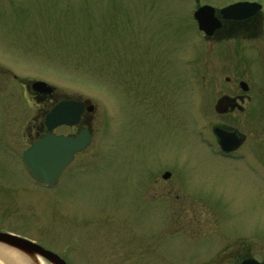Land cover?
Returning <instances> with one entry per match:
<instances>
[{"label":"rangeland","instance_id":"rangeland-1","mask_svg":"<svg viewBox=\"0 0 264 264\" xmlns=\"http://www.w3.org/2000/svg\"><path fill=\"white\" fill-rule=\"evenodd\" d=\"M27 1L30 13L12 14L26 18L0 19V66L9 70L0 68V233L66 264L264 262V0ZM237 2L261 5L260 29L245 39L241 30L199 33L198 8ZM35 81L56 101L98 107L92 147L52 190L20 161L24 133L49 109L25 93ZM238 82L249 88L245 112L261 108L260 124L215 113L221 97L242 96ZM149 115L164 146L146 158ZM218 126L246 135L237 155L255 147L262 165L249 171L213 156Z\"/></svg>","mask_w":264,"mask_h":264},{"label":"water","instance_id":"water-1","mask_svg":"<svg viewBox=\"0 0 264 264\" xmlns=\"http://www.w3.org/2000/svg\"><path fill=\"white\" fill-rule=\"evenodd\" d=\"M261 11V6L256 3L240 2L227 6L217 13L208 6L198 8L193 14L198 30L207 38L221 29L222 21L242 22L248 20ZM219 17H217L216 16ZM242 92L247 91V85L240 83ZM32 90L43 94H51L53 89L43 82H36ZM83 105L74 102H61L56 105L46 116L45 125L48 131L60 126H74L79 121ZM92 107L88 108L91 111ZM213 134L218 145L224 152L235 151L240 146V139L235 132H226L214 129ZM90 143L86 131L76 138L45 135V137L33 144L22 155V163L29 177L38 185L46 189H52L57 184L67 166L73 160L75 153L82 152ZM167 177V176H166ZM0 245L14 248L26 254L36 255L50 264H66L59 256L49 252L25 239L11 234L0 233ZM25 254V255H26ZM241 264H259L253 260L243 261Z\"/></svg>","mask_w":264,"mask_h":264},{"label":"flooded vegetation","instance_id":"flooded-vegetation-1","mask_svg":"<svg viewBox=\"0 0 264 264\" xmlns=\"http://www.w3.org/2000/svg\"><path fill=\"white\" fill-rule=\"evenodd\" d=\"M32 2H28L27 0H21V2H18L16 5L15 3L12 1L10 2H7L6 0H0V19L4 22H9L10 24V21H13L14 18L18 19V18H26L25 16H18V17H14L15 14H19V12L21 14H24L25 13V10H26V13L28 14V12L30 13V10L28 11V9H30L31 7L28 5H31ZM13 4V5H12ZM13 7V8H12ZM36 8V7H35ZM14 9V10H12ZM24 12V13H23ZM218 11H216L217 13ZM12 14H14L12 16ZM217 16V14H216ZM258 16H259V13L257 15H255L254 17L248 19V20H245V21H242V22H233V21H220L221 22V29L218 30L217 32L214 33V35L210 38H206L207 40H214L216 38H218V36H220L221 34L225 33V34H230V33H234L235 30H241L242 31V38L245 39L246 38V33L247 32H255L257 31L258 29H260V23L257 22L258 20ZM218 17V16H217ZM219 18V17H218ZM23 20V19H22ZM22 20H20L22 22ZM25 21V20H24ZM26 24V23H25ZM24 25V24H23ZM203 37L204 35L201 34ZM205 38V37H204ZM0 68L2 69V71H4L3 73L6 74V72H8L9 70H5L3 67L0 66ZM0 69V71H1ZM12 79H16L15 76H12ZM227 83H229V79H226L225 80ZM38 81H35V82H32L30 85H27L25 87V93L28 94V97L33 100L36 104H39V105H44V104H49V109L48 110H45L44 113H42L41 117L39 118V121L37 123V125L35 126L34 129H31L32 132H26L24 133V138H25V144H26V148L22 151L21 155H20V161L22 163V155L23 153L28 150L33 144L37 143L38 141L42 140L45 135H51V136H62V137H65V138H76L78 137L82 132L86 131V133L88 134L89 136V140H90V143L89 145L82 151V152H79V153H75L74 156H73V160L71 161V163L67 166V168L63 171L59 181L61 180V178L65 175V172L75 163V161L77 160L78 157L84 155L88 149L90 147H92V143L94 141V128H95V125H96V122H97V114H98V107L95 106L94 104H91V102H89L88 100L86 99H83L82 97H65L61 100H54V94H55V89H53V92L51 94H43V93H39V92H35L32 90V85L34 83H36ZM241 82H238V88H239V84ZM242 83H245V82H242ZM246 84V83H245ZM247 85V84H246ZM240 89V88H239ZM248 86H247V91L246 92H241L243 93L242 96H234V97H227V96H223L221 97L215 104V107H214V111L217 115H220V116H227V115H231L235 112L239 113L241 116H249V117H252V119L254 121H257L256 123H258L259 121V124H260V114H261V108L259 107L258 109V112H254V113H247L245 112V103H249L250 102V98L247 97V93H248ZM61 102H65V103H69V102H74V103H78V104H82L83 105V109H82V112L79 116V121L77 122L76 125L74 126H60V127H57L56 129L52 130V131H48L46 125H45V119H46V116L52 111V109L58 105L59 103ZM92 107V110L91 111H88V108ZM147 120H148V134L153 132V136L150 138L149 142H147V145H146V150H145V156H147L146 158H148V155H149V148L152 147V148H156L157 146H161L163 145L161 142L163 141V133L161 131V128L159 125V123L155 122L151 115L147 116ZM151 120V121H150ZM221 129L223 131H226V132H235L233 128H229V127H226V126H218V127H215L214 129ZM256 128H257V125H256ZM213 129V130H214ZM213 130H212V134H213ZM62 131V132H60ZM238 136V138L240 139V147L238 149H236L235 151H232V152H224L223 150H221V148H219L218 146V142H217V139L216 137L214 136L215 138V141H216V146H217V150H212L213 149V145L211 146V154L213 156H216L217 158H219L222 162H227V163H230V162H234V163H237L239 164L240 166H243L244 168L246 167L249 171L253 170V163H257V168L255 169H258V167H260L259 165H262V162H261V154H260V150L258 151L255 147H254V150L252 153H250L248 151V153L244 150L243 153L239 155H237V151L240 150V149H243L245 146V143L247 141V137L246 135L242 134V133H237L235 132ZM162 134V135H161ZM161 139V140H160ZM161 141V142H160ZM164 146V145H163ZM155 150V149H154ZM214 158V157H213ZM240 162V163H239ZM245 163H248L249 165H246ZM253 165V166H251ZM258 171V170H257ZM172 173L170 172H164V174L162 175V180L166 181L170 178V175ZM167 176V177H166ZM147 179V182L149 179V177H144ZM31 180V179H30ZM33 182V181H32ZM34 183V182H33ZM59 183V182H58ZM35 184V183H34ZM154 184V183H153ZM13 235V234H11ZM16 236V235H14ZM18 237V236H16ZM21 238V237H19ZM22 239H25V238H22ZM45 250H47L44 246H42L41 244L39 243H36V242H33L31 240H28V239H25ZM9 249H13V250H16L14 248H10L8 247ZM18 251V250H17ZM49 252H52L50 250H47ZM20 253H23L24 255L26 254V252H21L19 251ZM54 253V252H52ZM56 254V253H54ZM32 264H50L48 263L47 261H45L43 258L41 257H38L36 255H28L26 254ZM57 255V254H56ZM59 256V255H57ZM60 257V256H59ZM61 258V257H60ZM64 262L65 260L63 258H61ZM246 260H253L259 264H264V262H261V261H256L255 259L251 258V256H246L245 258H243L240 262V264L243 262V261H246ZM66 263V262H65Z\"/></svg>","mask_w":264,"mask_h":264},{"label":"bare ground","instance_id":"bare-ground-1","mask_svg":"<svg viewBox=\"0 0 264 264\" xmlns=\"http://www.w3.org/2000/svg\"><path fill=\"white\" fill-rule=\"evenodd\" d=\"M0 261L3 264H32L27 255L4 245H0Z\"/></svg>","mask_w":264,"mask_h":264}]
</instances>
